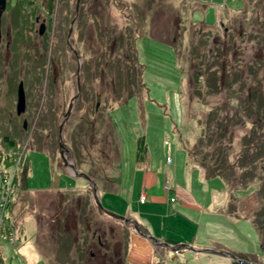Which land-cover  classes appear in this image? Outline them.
<instances>
[{
  "label": "rangeland",
  "instance_id": "1",
  "mask_svg": "<svg viewBox=\"0 0 264 264\" xmlns=\"http://www.w3.org/2000/svg\"><path fill=\"white\" fill-rule=\"evenodd\" d=\"M249 1L80 0L78 12L77 0H53L52 10L48 9L50 0H24L20 12L19 7L7 5L0 42V150L17 151L19 146L22 149V161L14 184L27 186V177L29 188L59 189L42 191L27 188L14 197L10 206L7 205L6 209L10 208L11 213L4 217L0 233L3 252L0 264H123L130 241L128 230L132 228L139 233L135 226L141 228L136 218L116 212L111 199L103 193L104 207L128 219L113 216L100 208L88 181L63 171L66 166L60 153L59 127L65 119L69 102L77 93L78 61L72 46L84 57L81 87L84 80L87 85L94 83L100 95V106L105 110L102 113L107 126L96 134L100 115L88 114L89 120L84 118L90 108L82 105L80 91L63 123L68 158L72 161L78 153L80 157L84 155L85 161H80L79 167L93 170L97 178L109 179L112 165L123 164L124 161L134 163L138 139L141 142L144 136L146 142L147 132L157 162L163 169L169 165L166 179L171 177L174 181L177 168L180 170L181 165L186 164L195 166L193 161L200 162L208 170L209 178L194 173L191 179L184 181L182 195L191 199L194 207L182 209L190 223H182V218L175 227L180 228L186 237L192 232L195 244L207 241L224 247L209 246L212 251L206 252H178L180 264L247 263H241L222 251H230L243 260H248L244 256L251 255L255 262L264 264L260 231L252 220L255 211L264 213V197L256 200L254 195L260 186L264 189V169L258 172L253 165L260 153L256 143L259 136H264V126L259 123L254 127L255 131L251 129V121H256L260 112L263 116L264 109L254 106L258 111L252 113L246 107L248 101H254V105L260 102V90L264 91L263 39L261 36L252 38L249 34L253 29V34L259 35L256 31L264 21V0ZM221 2L225 3L223 7L219 5ZM240 8L249 10L244 30L240 25L246 17L241 16ZM258 14L262 16L257 20ZM42 22L47 25L44 35L39 32ZM109 27L113 32L106 40ZM227 27L233 30L227 33ZM21 32L23 34L19 35ZM174 37L178 40L171 44ZM190 40H194L191 45ZM103 52L109 57L110 64L105 59L101 64L105 66V72L99 70L101 77L93 80L97 72L94 64L100 62L99 56ZM16 53H21V59L16 63L18 66L12 64ZM127 62L132 69L129 73ZM136 65L142 78L140 89L127 97L124 90L122 99L116 100L120 90L116 89L115 93L112 90L116 86L121 87L115 79L117 70L125 81L129 77L133 80ZM23 68L24 71L18 75V69ZM39 70H42L41 76H38ZM193 70L202 75L201 87L206 91L208 87L203 84H214L215 92L204 91L202 98L191 99L187 83ZM208 74H211L209 79ZM215 75L217 77L212 78ZM21 80L25 84L27 107L25 112L18 114L17 89ZM138 81L140 83L141 79ZM50 89L54 92V104L60 105L56 114L43 109ZM252 92L254 94L250 95ZM236 96H240L238 101L245 104L242 109L228 105V101ZM202 100L207 102L206 109L197 102ZM223 104L227 105L218 112L219 119L223 121L219 124L214 122L206 131L201 129L200 115L205 116L211 108L217 110ZM109 119L115 126L113 137L109 134L112 126ZM25 120L27 124L24 127ZM90 121L94 123H88ZM81 125L88 129V134L96 136L90 142L91 146L82 147L77 152L72 142L74 139L75 143L78 141L75 131L81 129ZM217 125L221 136L214 140L210 135ZM88 134L86 138L90 139ZM250 134L259 138L247 140ZM6 136L15 140L16 148L11 146V141L4 139ZM113 138L120 146L117 159L113 154ZM249 141L252 142L244 145ZM223 148L227 158L220 152ZM188 157L193 161L190 162ZM241 160L244 166L236 168ZM118 167L122 170L120 165ZM191 169L195 171L197 167ZM191 169H185L187 175ZM124 172L126 175L133 173L127 169ZM252 173L255 176H251ZM69 186H84L89 193L70 192L72 188ZM134 188L136 191L139 187L136 185ZM168 191L163 185L156 188L158 202L143 203L141 208L136 205L135 211L140 209L147 223L153 216L154 222L163 228L162 214L168 208ZM65 196L69 199L64 200ZM70 202L72 206L73 202L76 203L75 209L70 207ZM12 224L18 230L14 241L6 236L7 227ZM194 227L195 232L192 230ZM156 230L159 232L158 228ZM9 231L12 232V228ZM67 231L71 234L68 235ZM173 255V250L166 251L164 264H174Z\"/></svg>",
  "mask_w": 264,
  "mask_h": 264
},
{
  "label": "crops",
  "instance_id": "2",
  "mask_svg": "<svg viewBox=\"0 0 264 264\" xmlns=\"http://www.w3.org/2000/svg\"><path fill=\"white\" fill-rule=\"evenodd\" d=\"M146 142L144 141L143 136V145H145V151H142L143 154L140 153L138 146L136 148L137 157L134 163H130L129 161H124L123 164L119 162L116 166L112 167L110 174L108 175L109 179L101 180L98 185L100 189V196L102 197V193L107 196L109 199H111L112 207L116 212L122 213L124 215H127L129 217H134L137 219L138 223H141V228L143 231L149 235H156V239L159 241H154L147 235H140L136 231H134L132 228L128 230V236H129V243L126 247V252L123 257V264H136L137 262L139 264H164L166 251H169V247L162 246L159 244L160 242H168L170 244L175 243H181V242H187L192 244L195 247L198 248H205L209 246L217 247V248H223V244H219L217 246H214L211 242L205 241L204 243H198L195 244L192 240V232L191 234L186 237L182 234L181 229L175 227V225L180 224L181 219L183 218L182 223H190L186 215L182 212L183 208H192L194 207L193 201L191 199H188L186 196L182 195L183 189H184V181H187L188 179L192 178V175L195 173L197 176H201L203 178H209L207 175L208 170L206 171V168L204 165H202L200 162L196 161L194 162L192 158L188 157L190 162L193 161L194 165H181V169L179 170L177 168L176 173L174 175V181L171 177H168L166 179V171L169 168L165 166L163 169V166L157 162L155 157V150L151 146V142L148 139V134L146 132L145 134ZM147 143V144H146ZM194 141L193 138L191 140V145H193ZM139 145V141H138ZM149 148V153H148ZM124 154V153H123ZM187 152V156H188ZM168 156V155H167ZM168 162V161H167ZM173 162V159H172ZM170 164V162H168ZM187 163V162H186ZM118 165L121 166L122 170L118 167ZM197 167V169L194 171L191 168ZM191 169L190 175L186 174L185 169ZM131 172L132 174L126 175L124 170ZM134 175V176H133ZM165 175V177H164ZM219 176V175H214ZM76 178V177H75ZM81 180L82 177H81ZM164 180V182H163ZM107 183L110 184V188L106 187ZM172 186V189L168 191V194L166 196L167 199V205L168 208L165 213L162 214L164 216V222L161 228L160 224L157 222H154L153 216H151V222H146L142 216H141V210L135 211L136 205L141 208L143 203H150L152 202H158L156 200V188L161 187L162 185L165 187V184L168 183ZM133 184V186H131ZM138 186L139 188L135 191V186ZM215 185V184H214ZM217 189H220L219 186H217ZM29 188V187H28ZM72 188V189H70ZM33 190H55L59 188H29ZM70 192H76L80 194L79 192H83L85 194L89 193L88 189H86L84 186L81 188L79 186H69ZM66 192L68 189H64ZM75 190V191H71ZM172 191H174L172 193ZM142 195L145 196V201L141 200ZM179 196V197H177ZM123 198V199H122ZM174 198V200H172ZM154 214H159L158 211H153ZM117 217V216H116ZM170 221V222H169ZM194 226V225H192ZM197 227V226H196ZM159 229V232H157L156 229ZM162 229V231L160 230ZM193 232H195V227L192 229ZM256 232V231H255ZM153 233V234H150ZM195 234V233H194ZM184 250L196 251V249H190V247H186L182 249L179 252H183ZM39 255H41L43 258L45 257L44 254L38 249L37 251ZM174 264H180V261L178 260L177 253H174ZM183 260V258H182ZM167 264V263H166Z\"/></svg>",
  "mask_w": 264,
  "mask_h": 264
},
{
  "label": "trees",
  "instance_id": "3",
  "mask_svg": "<svg viewBox=\"0 0 264 264\" xmlns=\"http://www.w3.org/2000/svg\"><path fill=\"white\" fill-rule=\"evenodd\" d=\"M23 1L24 0H8V6H10V7H19L18 8V10H19V12H20V6H22V3H23ZM252 2V0H250L248 3H251ZM52 7H53V0H50V2H49V6H48V9L49 10H52ZM245 7V6H244ZM243 7V8H244ZM243 8H240L241 9V16H244V17H246V20L245 19H243L242 21H241V25H240V27H241V30H244L243 28H244V22H245V24L248 22V20H247V18H248V11L249 10H247V9H243ZM236 12H239V9H237V11ZM263 13H264V10H263ZM261 14H258L257 15V20L258 19H260L261 18ZM18 17V15L16 14V18ZM243 17V18H244ZM19 22V21H18ZM258 23H260V21H258ZM258 29V32L256 31V33H258L259 35H256V34H253L254 33V30L253 29H250V31H249V34H251V37L252 38H257V37H260L261 36V38L263 39V43H264V21H263V23L260 25V26H258L257 27ZM233 29L232 28H230V27H227L226 29H225V31L227 32V33H229L230 31H232ZM107 31H108V29H107ZM113 31L111 30V28L109 27V32H108V35H107V39L106 40H108L109 38H110V33H112ZM183 30H182V32H181V36L183 35ZM22 35L23 33L21 32V33H19V35ZM45 34V33H44ZM43 34V35H44ZM231 35H232V33H230ZM179 37V36H178ZM178 37H174L175 38V41L174 42H171V44L172 43H175L177 40H178ZM18 39H20V38H18ZM199 39H202L201 37L199 38ZM20 40H23V39H20ZM194 41V40H193ZM193 41H191L190 40V45L191 44H193ZM210 41V40H209ZM209 41H206V44H209ZM188 42H189V40H188ZM205 42V41H204ZM208 42V43H207ZM107 43V42H106ZM200 44V43H199ZM190 45H189V47H190ZM264 47V45L263 46H261V48H263ZM189 49H192V46L189 48ZM195 49V48H194ZM263 50V49H262ZM194 51V50H193ZM137 56V55H136ZM100 57V62L99 63H97V65L96 64H94V66L97 68V72H96V74H95V76H94V79L93 80H97V79H99L101 76L99 75V70L100 71H103V72H105L104 71V67L105 66H102L101 64L103 63V61H105V59H107L108 60V64H110V62H109V57H107L106 56V54L103 52L102 54H101V56H99ZM19 59H21V53H16V55H15V59H14V61H13V63L12 64H16L17 62H19ZM136 59H137V57H136ZM128 60V59H127ZM107 62V61H106ZM19 64V63H18ZM18 64H16V66H18ZM260 64H262V63H260ZM259 64V65H260ZM39 65H40V63H39ZM127 65H128V73H129V71L131 70L132 71V69H131V67H130V64H129V62H127ZM138 65L140 66V64L138 63ZM138 65H136V69L137 70H135V72H134V76H133V80H131V78L129 77V79L127 80V81H125L124 79H123V77H122V75L120 74V72H119V70H117V73H116V77H115V79H116V83L117 84H121V87H119L118 88V86H116V88L114 87V89L112 90L114 93L116 92V89L117 90H120L119 91V93H118V96H116V100L118 99V100H121L122 99V97H123V94H121V92H123L124 90H126V92H127V94L128 95H126V97L127 96H131L133 93H136V90L138 89H140V86H141V83H142V78H141V73H140V70H139V67H138ZM13 66V65H12ZM21 66V65H20ZM13 68L14 69H16V67L15 66H13ZM22 68V67H21ZM138 70H139V74H137L138 73ZM17 71V70H16ZM15 71V72H16ZM24 71V68L21 70V69H18V71H17V73H18V75H19V73H22ZM42 70H39L37 73H38V76H41V74H40V72H41ZM209 75V74H208ZM140 76V77H139ZM202 76V75H201ZM201 76L199 75V72L198 71H195V70H193L191 73H190V75H189V78H188V83H187V93H188V96H190V98L191 99H193L194 97H198V98H202V95H203V92L205 91V89L203 88V87H201ZM53 77L54 76H51V78L53 79ZM217 76L215 75V76H213L212 78H216ZM207 78L209 79V78H211V74L209 75V76H207ZM207 78H206V80H207ZM55 79V78H54ZM141 79V82L139 83V81L138 80H140ZM56 80V79H55ZM133 81H136L137 83H133ZM215 83V82H214ZM39 85H42V82L39 84ZM204 85V87H208L207 89H206V91L205 92H215V85L214 84H209V83H207V84H203ZM124 86H126V88L124 87ZM255 86V85H254ZM40 87V86H39ZM143 87V86H142ZM82 96H81V102H82V105H88V107L90 108V111L84 116V118H86V120H89V116H88V114H95V115H100L99 116V123H100V125H102V126H97L96 128H97V130H95V132H96V134L98 133H100L101 132V130L103 129V131H104V129H105V127L107 126V124H105V117H104V114L102 113L103 112V110L104 109H102V107L101 106H99L98 108H97V102L100 100V95H99V93L96 91V89H95V86H94V83H92V84H89V85H87L86 84V81L84 80V82H83V85H82ZM209 89H210V91H209ZM208 93V94H209ZM206 94V93H205ZM254 94V92H252L250 95H253ZM99 95V96H98ZM259 95H260V102H258V103H256V105H254V101H248L247 103H246V107H248V109L250 110V112H252V113H256V111H258V109L256 110V108L254 109V106H256L257 108H263L264 109V91L262 92L261 90H260V93H259ZM53 97H54V92H53V89H50V91L48 92V96L46 95V98H45V102H44V104H43V109L45 110V111H47V112H49L50 114L51 113H54V114H56V112L58 111V109H60V105L57 103V104H54V101H53ZM125 97V98H126ZM240 98V96H236L235 98L233 97L232 99H230L229 101H228V105L229 106H232V107H234V106H236V107H239V108H241L242 109V107H244L245 106V104L243 105V103L240 101H238V99ZM251 98L253 99H255L256 97L255 96H251ZM108 100H110L109 99V97H108ZM198 103H200L201 104V106H203V107H205V109H206V106H207V102L206 101H203L202 100V102H200V101H197ZM195 104H197V103H194V105ZM227 104H223V105H219L218 107H219V109H217V110H214V107L213 108H211L209 111H208V113L205 115V116H201L200 115V117H199V124H202L203 125V129L206 131V128H209L210 126H211V124H213L214 122L216 123V124H219V123H221V121H223V119L221 118V119H219V113H220V111H221V109L222 108H224V106H226ZM252 109H253V111H252ZM105 111V110H104ZM206 111V110H205ZM101 112V113H100ZM219 112V113H218ZM258 117V119H256V121H251L252 123H253V125H252V130L253 131H255L254 130V127L256 126V125H259V123H261V125L263 124V126H264V114H263V116L261 115V112L259 113V115L257 116ZM110 120V119H109ZM111 121V120H110ZM248 121V120H247ZM88 123H94V122H88ZM111 129H110V131H109V134H111V136L113 137L114 136V129H115V126H114V123L111 121ZM218 126V125H217ZM81 127H82V125H81ZM262 127V126H261ZM95 128V129H96ZM218 128H219V126L217 127V129L210 135L211 137V139H214V140H217L220 136H221V133L220 132H217L218 131ZM92 130H94V127H92L91 128ZM225 130H226V132H227V129L225 128ZM79 132V133H78ZM89 133V131H88V129L86 130L84 127H82L81 129H79L77 132L75 131V136L77 135V140L78 141H76V143H75V140L76 139H74V141L72 142V145H73V147H74V149H75V151H77V152H80L81 151V149H82V147H84V148H86V147H88V146H91V144H90V142H92V139H94V136H96V134L93 136V135H90V134H88ZM86 134H88L87 136H91V138L90 139H87L86 138ZM108 136V135H107ZM232 136H233V131H232ZM245 136V134L243 135V137ZM242 137V138H243ZM260 137V140L256 143V146L257 147H260V153H259V155H258V157L256 158V160H257V162H254V166H255V169L256 170H258V172H259V169H264V136H259ZM258 137V135L257 136H254V135H252V134H250L248 137H247V140H255V139H258L259 138ZM76 138V137H75ZM5 140H8V141H11L12 143H11V146H15V140L14 139H11L10 137L8 138L7 136L4 138ZM114 139V143L112 144L113 145V154H115V158L117 159V156H120V146H119V143H118V141L115 139V138H113ZM252 142V141H251ZM250 141L248 142V143H244V145H248L249 143H251ZM80 143V144H79ZM141 145L143 146V139L141 140ZM213 144H214V142H213ZM17 146V145H16ZM16 146H15V148H16ZM145 146V145H144ZM144 148L142 147V150H143ZM142 150H141V148H140V153L141 154H143V152H142ZM224 150V148L223 149H221V153H222V155L225 157V158H227V153L226 152H224L223 151ZM19 150H17L16 151V149L15 150H12V151H9V150H3V152L0 150V163H2V167H0V175L2 176V177H4V176H6V175H8V174H10L11 172H12V168H13V166H14V164H15V162H16V159H17V152H18ZM118 152H119V155H118ZM107 153H108V151H107ZM207 155H208V153H206ZM206 154H204V155H206ZM207 155H206V157H207ZM246 155H247V153H246ZM243 156H245V155H243ZM75 158H76V160H77V162L78 163H80V161H85V158H84V155H82L81 157L79 156V153H78V155H76L75 156ZM223 159V158H222ZM253 159H255L254 157H253ZM108 160H110V159H108ZM207 160V159H206ZM224 160V159H223ZM256 160H253V161H256ZM118 161H116L115 163H117ZM81 164V163H80ZM244 164V163H243ZM242 164V160H241V164H239V165H235V167L236 168H240V167H238V166H244ZM259 164V165H258ZM258 165V166H257ZM112 167H114V165H112L111 166V168ZM217 167H219V166H217ZM96 172H94L93 170L91 171H89L88 170V174L90 175V176H92L97 182H100L102 179H100V178H97V176H96V174H95ZM251 176H255L253 173L252 174H250ZM255 179H256V177H254ZM106 179H107V177H106ZM105 184H106V187H108V188H110V184L111 183H107V182H105ZM263 187L262 186H260V188H259V190L254 194L255 195V197H256V200H257V198H260V199H262L263 197H264V189H262ZM68 200L69 199V197L67 198L66 196L64 197V200ZM259 199V200H260ZM73 201H75V200H73ZM263 202V201H262ZM74 203V205L72 206L71 205V202H70V207L71 208H73V209H75L76 207H75V202H73ZM264 203V202H263ZM263 212H264V210H263ZM253 215H254V219H252L253 221H254V223L257 225V227H258V230L260 231V236H261V243H262V245H263V247H264V237H263V231H264V213H259V212H254L253 213ZM67 225H70V223H68ZM68 235L69 234H71V232H69V231H67L66 232ZM72 236V235H71ZM72 238H73V236H72ZM76 242V241H75ZM245 258L247 257V256H244ZM253 259V258H252ZM254 260V259H253ZM3 261V256L1 255V253H0V263ZM234 264H239L238 262H236V261H234Z\"/></svg>",
  "mask_w": 264,
  "mask_h": 264
},
{
  "label": "water",
  "instance_id": "4",
  "mask_svg": "<svg viewBox=\"0 0 264 264\" xmlns=\"http://www.w3.org/2000/svg\"><path fill=\"white\" fill-rule=\"evenodd\" d=\"M79 3H80V0H77V3H76L77 12H78V9H79ZM6 6H7V0H0V42H1V37H2V28H1V26H2V16H3L4 10L6 9ZM45 29H46V23L42 22L40 24V33L43 34ZM72 49H73L74 53L76 54L77 61H78L77 73H76V75H77L76 76L77 77V93L74 95V97L69 102V106H68L67 112L64 113L65 119L63 120V122H61L60 127H59V130H60L59 131V147H60L61 157L63 159L64 165L66 166L65 168H66V172L68 174L73 175L75 177H83V178H85L88 181V183L90 184V186L93 187L94 196H95L96 202H97V204L99 205L100 208L104 209L105 211H107L109 214H111L113 216L127 218L124 215H120V214L115 213L113 211L107 210L104 207V205L102 204L101 198H100V192H99L98 183L89 174H87L84 171H80L79 170L75 159L71 161L68 158L69 149L66 146L65 141H64V137H63V123L66 122L67 117H69V115H70V113L72 111L74 102L79 97V94H80V91H81L80 72H81L82 63L84 61V57L78 53L76 47L72 46ZM98 105H99V103H97V106ZM26 107H27L26 90H25L24 81L21 80L19 82V84H18V89H17V113L18 114H22L23 112L26 111ZM26 124H27V121L25 120L24 121V125L26 126ZM135 228L138 230V232L141 235H143V234L147 235L146 233H144V231L139 226L136 225ZM147 236L152 238V239H154V240H157L152 235L148 234ZM157 242H159V241L157 240ZM159 244H163L165 246L169 245L168 242H160ZM187 246L192 248V249L204 250V251H212V249H210V248H204V249L196 248L193 245H190V244H188L186 242L181 243L180 245H177V246H170V248L172 250H175V249H179V248L181 249L182 247H187ZM213 251H218V250H213ZM222 252L232 256V258L236 259L237 261H239L241 263L242 262H247L248 264H258V263H254V262H252L250 260H243L239 256L233 254L230 251H222Z\"/></svg>",
  "mask_w": 264,
  "mask_h": 264
},
{
  "label": "built area",
  "instance_id": "5",
  "mask_svg": "<svg viewBox=\"0 0 264 264\" xmlns=\"http://www.w3.org/2000/svg\"><path fill=\"white\" fill-rule=\"evenodd\" d=\"M11 189H12L11 184L10 185L6 184L5 190L0 195V230L2 229V224L4 222V213H5L6 207L11 201V198H10ZM4 229L5 228L3 227V230ZM8 236L10 237L11 240L14 239L13 234H8Z\"/></svg>",
  "mask_w": 264,
  "mask_h": 264
},
{
  "label": "flooded vegetation",
  "instance_id": "6",
  "mask_svg": "<svg viewBox=\"0 0 264 264\" xmlns=\"http://www.w3.org/2000/svg\"><path fill=\"white\" fill-rule=\"evenodd\" d=\"M47 26V25H46ZM45 32V31H44Z\"/></svg>",
  "mask_w": 264,
  "mask_h": 264
}]
</instances>
